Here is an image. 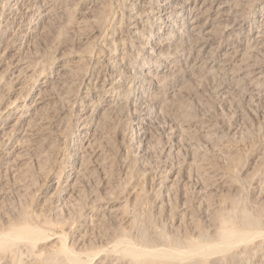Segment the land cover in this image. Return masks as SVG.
I'll return each mask as SVG.
<instances>
[{"label": "rangeland", "instance_id": "1", "mask_svg": "<svg viewBox=\"0 0 264 264\" xmlns=\"http://www.w3.org/2000/svg\"><path fill=\"white\" fill-rule=\"evenodd\" d=\"M212 1L237 10L245 19L243 28L226 31L227 23L215 13ZM212 1L205 0L203 7L209 9L202 8V17L198 10L206 29L183 37L185 45L207 43L197 66L190 68L186 56L170 57L167 64L175 66L173 71L158 79L164 73L156 69L155 58L141 47L128 48L131 6L126 1L31 0V9L23 6L0 27V98L31 91L40 75L45 80L39 103L28 117L21 110L10 117L0 114V224L24 213L34 223L45 218L36 223L48 239L59 238V244L77 252L85 263L95 249L114 252L116 228L126 227V214L133 216L131 230L138 238L139 231L148 236L161 227L169 234L203 224L206 229L233 197L240 196L246 208L258 211L251 206L258 198L264 202V78L254 83L245 73L264 69V35L256 44L249 39L251 25L264 34L258 20L264 0ZM116 13L121 21L117 39L120 36L125 44V49L120 44L118 56L131 52L122 86L129 85L130 70L137 64L143 73H156L147 95L124 106L116 103L117 92L124 96L121 89L97 92L93 81L85 88L82 76L90 69L77 62L93 48L96 29L107 28ZM158 15L156 11L152 23ZM15 65L21 69L18 85L12 73ZM85 110L93 118L82 114ZM13 125L19 127L10 131L12 143L5 146L1 127ZM76 126H85L89 144L77 158L76 146L69 149L71 156L59 176L56 150L78 138ZM65 174L72 176L70 185L56 187L52 182ZM228 192L233 196L229 200ZM207 208L213 213L204 215ZM260 261L249 258L240 264Z\"/></svg>", "mask_w": 264, "mask_h": 264}, {"label": "bare ground", "instance_id": "2", "mask_svg": "<svg viewBox=\"0 0 264 264\" xmlns=\"http://www.w3.org/2000/svg\"><path fill=\"white\" fill-rule=\"evenodd\" d=\"M122 1H126V3L131 6V9H129L130 13L127 16L129 19V28L131 32L130 40L132 41V43H130V46L128 48L134 49L136 47H141L143 49H146V51H148L155 58L156 69L164 74H159L160 77H156V73H153L154 75L148 72L143 73L140 65L135 64L137 67H134L133 70H130L131 76L129 79V85L127 87L122 86L124 85V74L128 73L126 67H128V59L131 58V52L127 53L126 55L123 54L120 57L118 56V52L122 48L120 47V44L123 45V49H125V44L120 36L117 39L119 29L117 23H121V21H119L117 13L113 15L107 28L104 27L105 25H103L101 28L96 29L95 32H97L98 34L95 39L96 42L93 48L89 51H86L77 62L83 64L85 68L90 69V72H85L82 76V80L85 81L87 85L85 88L90 89L88 87V84L93 81V90L97 92L108 93L109 91H112L113 93V91L120 89L124 92V96H121L119 92H117L116 94V100H119L118 102H116L118 103V105L120 103H130L131 100H134L135 98L145 97L147 95V87L153 84V78L156 77L158 79L163 76H167L173 71L171 70V68L175 66L169 68L170 66L168 67V65H170L171 63L167 64V60H169L170 57L176 58L186 56L187 61H189L190 63V68L193 69L197 66L196 62L199 61V55L202 56V53L207 48V43L205 42L195 45L193 43V45L189 46L188 44L185 45V40H183V37L188 35L189 33L194 34L196 32L197 35V33H200L202 30L206 29L207 23H200L202 17L200 13L203 10L202 8H204L203 5L205 3V0ZM3 2L4 4L2 3L0 5V27L6 25L10 21V17H16L24 8L23 6H26V8L32 7L30 5L31 0H3ZM209 5L210 4H208V6ZM211 5H214V9L216 11L215 13L218 14V16L224 21L223 24L227 23V26H225L226 31L231 32L232 29L239 30L243 28L245 19L242 15H240V13H237V10H235V12L229 10L227 3L215 4L213 2V4ZM207 9L204 8L205 11ZM198 10H201L199 12L201 17L198 14ZM156 11L159 12V15L154 18V20L156 19L155 21H153V23L156 22V25H154L152 23V16L154 15V13H156ZM258 20H260L259 25L261 24V27L263 28L264 10L260 13V17ZM255 26L256 25H251V29H249V39H251V42H253L254 44H256L262 38V35H264L263 29L259 33V31H256ZM186 42H188V40H186ZM249 45L250 44H246V47H248ZM197 47L198 50H196V52L195 49ZM68 65L69 63L67 64V62H64L63 60L62 66L67 67ZM18 68L19 67L15 65L13 67L14 70L12 69V73L15 74L14 82L16 85L20 84L21 82V69ZM27 70H29V67H27ZM245 76L249 77L252 82L257 83L260 79L264 78V69L260 68L258 70L248 71L245 73ZM37 81V86L25 94L19 95L18 97H15L13 99H10V97H8V100H3L2 98L4 97L0 98V108H3L4 110L1 111L0 114L2 112H5L8 117H10L14 111L21 110L23 112L25 111V114L23 116L28 117L31 111L35 109L37 104L39 103L38 91L45 85V80L41 81V75L38 76ZM9 92L10 90H8L7 92L8 95H10ZM123 104L122 106H124ZM82 114H85L86 116L89 115L91 117L93 115L91 113L87 114L86 110ZM77 122L79 121L77 120ZM17 127L19 126L13 125L1 127V130L6 135V142L4 144L5 146H9L12 143L13 135L10 134V131L15 132ZM84 128L85 126H76V134L74 136L78 138L75 140L64 141L62 147H60L61 150L59 149V152L58 150H56L57 153L55 160H58V169H60L59 176L62 172L61 170L64 168L63 164L67 161V159L69 160L71 156L69 153V149L72 146H76L77 152L75 154V158H77L79 155L78 151L88 146L89 142L88 138H86L85 136L86 130ZM6 129H8V131H6ZM79 164L81 166L82 162ZM72 165H74V163H72ZM80 169L81 168H79V170ZM53 179H55L54 176L51 177L52 181ZM71 179V174H65L61 181L57 179L52 183L56 184V187L65 186L70 182ZM210 180L211 179H209V181ZM233 182H236V180ZM262 184H264V182ZM69 185L70 184H68V186ZM56 189L58 190V188ZM202 190L203 189H201V191ZM241 192L239 190V192L237 194L234 193V195H240ZM198 193L200 192L198 191ZM231 195L232 194L226 196L228 200L230 198L228 196ZM243 195L244 194L242 193V196ZM254 197L257 198L258 196ZM233 198L235 199L237 197ZM234 199H232V201L230 200L231 202L228 201V205L224 203L221 208L218 207L219 205L217 206L219 209L216 213L215 220H213V225L209 224L210 226L206 229H203L204 224L203 226L201 225L203 227L202 228L196 225L194 221L193 223L196 226L191 225L192 227H194V230L192 228L191 230H188L189 232H187L186 230L182 233L176 231L172 232V234H169V232L167 233L166 230L161 227L163 229L157 228V230L159 229L158 231H155L154 234H149L148 236L146 232L140 233L139 231L138 235H136L139 236V239L133 236V232L131 230L132 228H134L133 223H135L133 216H130V214H126L127 216H124H126L128 225L125 224L126 227L122 226V229H120L119 227V229L116 228V231H118L117 233L119 235L117 234V239L113 243L114 252L112 254H107L104 248H98L97 250L95 249V251L88 255L90 258L85 261V263L84 261H81V258L79 257V254L77 252H74L69 247H66L63 244H59V238L54 237L52 239H48L45 231L40 228L39 224L37 225L36 223L38 218H35L36 221L34 223L30 216L28 215L29 217H26L27 215L25 216L24 213L22 215L23 217L19 216L18 219L15 218L14 220H9L5 225H3L4 223L0 224V264H114V261H116L117 264H240L246 259H256L258 257L259 260H261L260 264H264V202L262 199L258 198L256 200L254 198V200L256 201L253 206H250L257 208L258 211L253 212L254 208L251 209L247 205V208L249 207L252 210L251 212L249 208H246V205H244L241 201H238L240 199V196L236 200ZM97 209L98 208H96V210ZM203 213L204 215H208L210 211L207 208V210L205 209ZM211 217L212 216H210V218ZM89 218L93 219L90 216ZM44 219H42L43 222ZM42 221H40L39 219L37 222L42 224ZM210 221L212 222V219ZM177 226L179 225L177 224ZM176 227H174V231L177 230L175 229ZM182 227L180 226L181 229H183ZM135 228L137 229V226ZM184 229L182 231H184ZM129 231L132 232V236ZM133 231L135 232L134 229ZM144 231L145 229L143 227V231L141 232ZM150 235L152 237H150ZM42 243L43 246L41 247V249L39 248V245H42Z\"/></svg>", "mask_w": 264, "mask_h": 264}]
</instances>
